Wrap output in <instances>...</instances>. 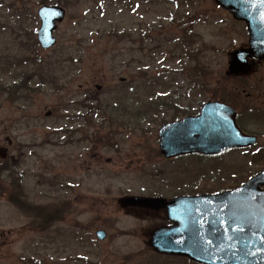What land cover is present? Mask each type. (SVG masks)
Segmentation results:
<instances>
[{
	"label": "rangeland",
	"instance_id": "374dc122",
	"mask_svg": "<svg viewBox=\"0 0 264 264\" xmlns=\"http://www.w3.org/2000/svg\"><path fill=\"white\" fill-rule=\"evenodd\" d=\"M55 2L66 14L44 50L37 9ZM182 32L186 46L174 50ZM247 42L244 24L212 0H0V264H195L148 245L164 211L119 201L217 190L259 170V145L211 158L164 159L158 148L161 124L229 100L230 53ZM238 79L251 91L259 71ZM167 93L176 107L150 109ZM40 209L60 214L40 229Z\"/></svg>",
	"mask_w": 264,
	"mask_h": 264
},
{
	"label": "water",
	"instance_id": "95a60500",
	"mask_svg": "<svg viewBox=\"0 0 264 264\" xmlns=\"http://www.w3.org/2000/svg\"><path fill=\"white\" fill-rule=\"evenodd\" d=\"M234 18L245 22L249 48L232 53L230 71H241L246 57L264 55V0H214ZM59 6L44 5L38 10L39 45L55 44L53 31L64 18ZM255 143L241 134L231 108L219 103L204 104L200 116L168 123L159 130L161 153L169 158L200 152L215 154L230 147ZM3 153V151H1ZM264 171L240 187L216 194L161 197H123V207L166 209L172 224L160 226L150 234L149 244L158 253L185 256L200 264H264ZM105 238L103 230L96 232Z\"/></svg>",
	"mask_w": 264,
	"mask_h": 264
},
{
	"label": "flooded vegetation",
	"instance_id": "af4514ba",
	"mask_svg": "<svg viewBox=\"0 0 264 264\" xmlns=\"http://www.w3.org/2000/svg\"><path fill=\"white\" fill-rule=\"evenodd\" d=\"M248 61H249V65L246 71L234 77L235 80L233 81L237 84V86H234L232 90L227 91L229 92L227 93L229 100L225 98L224 99L213 98L207 101L218 100L233 107L236 111L235 122L238 128L243 133L247 135H253L257 138V144H259V150L258 152L252 151L251 153L254 154L253 157H255L256 154L259 155V172H260L264 170V147H261L260 145L261 143H264V57L260 59L249 58ZM258 71H259V79L257 83H255L253 90H251L252 91L251 92L249 91L246 84H242L238 78L248 75L251 72L252 74H254ZM212 93L213 94L211 95L214 96V94L216 93L215 89L212 90ZM255 93H257L256 96ZM173 95H174L173 93L166 94V97L163 98V100L165 101L163 103V108L171 109L175 106L176 101H174L175 99ZM239 95L243 96V98H240ZM219 97H221L220 94ZM203 102L204 101L199 103L197 106L195 104V107L193 109L194 111H190V114H185V115H193V116L198 115L199 109ZM244 114L246 115V117L243 118ZM249 148H244L243 149L244 152L248 151ZM261 188L264 189V186H261Z\"/></svg>",
	"mask_w": 264,
	"mask_h": 264
},
{
	"label": "trees",
	"instance_id": "16d2710c",
	"mask_svg": "<svg viewBox=\"0 0 264 264\" xmlns=\"http://www.w3.org/2000/svg\"><path fill=\"white\" fill-rule=\"evenodd\" d=\"M111 1V3L113 4V3H115V1L116 0H110ZM57 3V2H56ZM0 89L1 90H3V87H0ZM20 89V88H19ZM13 92H14V90L13 89H11L10 87H8V89H7V91H4V93L5 94H7V97L8 96H12L13 95ZM9 98H11V97H9ZM98 140V141H97ZM94 142H97V143H99V142H102V137H97L96 138V140L94 141ZM4 163V162H3ZM2 170H3V168L2 169H0V173L2 172ZM12 202H15V203H17L18 205H20V206H26V207H28V209L27 210H30L29 208V206L30 205H27L26 203H24V201H21V200H18L17 199V196L16 197H14L13 198V196H12V198L10 199ZM33 208V207H32ZM42 209H44V208H42ZM32 211H34V210H36V209H31ZM37 211V210H36ZM38 214L39 215H41L42 213L44 214H42V217H41V219H40V222H42L41 223V225H40V229H45V228H47L48 226H50L51 225V223H52V221H54V218L55 217H57L60 213H59V211H58V209H56L54 212H51V213H47V212H45V211H43V210H41L40 209V211L38 210ZM55 219H58V218H55ZM42 224H44L45 226H43ZM155 256H158V255H156L155 254Z\"/></svg>",
	"mask_w": 264,
	"mask_h": 264
}]
</instances>
